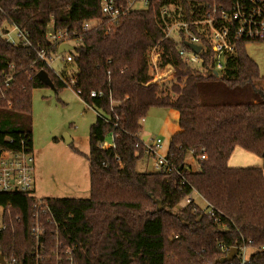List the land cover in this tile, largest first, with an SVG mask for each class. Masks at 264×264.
<instances>
[{
  "label": "trees",
  "instance_id": "trees-1",
  "mask_svg": "<svg viewBox=\"0 0 264 264\" xmlns=\"http://www.w3.org/2000/svg\"><path fill=\"white\" fill-rule=\"evenodd\" d=\"M178 1L188 20L193 0ZM99 2L0 0V33L14 24L29 40L28 46L11 45L0 34V92L4 74L12 75L6 91L11 106L0 98V146L18 148L24 140L32 149L31 90L46 86L36 76L39 70L46 71L53 90L66 87L37 57L39 49L57 53L45 36L49 24L53 30L67 29L74 43L68 51L74 66L71 88L99 112L89 125L88 151L83 154L88 197L38 200L29 193H0V206L6 210L0 251L21 264L35 263L30 229L32 206L40 202L48 205L54 223L40 217L43 258L37 264H239L236 253L230 261L219 259L224 250L248 240L253 248L264 246V90L255 86L264 78L244 50L249 40L237 41L217 72L223 85L206 84L201 80L214 74L211 50L204 42L199 68L182 60L176 43L164 37L158 13L164 0L112 23L101 14ZM90 18L100 22L83 29L82 22ZM152 48L158 71L167 65L174 69L168 89L149 84L155 73ZM91 91L101 95L90 96ZM150 107L177 112L178 129L165 151L172 165L167 171L137 168L145 158L140 120ZM110 132L117 135L113 145L100 148ZM235 147L260 157L262 164L229 166ZM187 152L197 168L186 163ZM191 192L205 205L200 207L193 197L185 202ZM209 207L212 214L205 212ZM71 247L68 258L64 249ZM249 259V264H264V249L253 250Z\"/></svg>",
  "mask_w": 264,
  "mask_h": 264
},
{
  "label": "built area",
  "instance_id": "built-area-1",
  "mask_svg": "<svg viewBox=\"0 0 264 264\" xmlns=\"http://www.w3.org/2000/svg\"><path fill=\"white\" fill-rule=\"evenodd\" d=\"M161 1L126 0L123 4H116L114 0H100L99 7L101 14L108 19V22L112 23L128 12L154 7L155 3ZM193 2L188 20L183 19L185 11L178 0H164L158 7L159 17L165 28L164 37L176 43L179 56L188 65L195 68L201 66L199 53L206 49L204 43L206 42L214 59V73L217 74L223 68L225 60L233 52L237 41L264 40V0H233L231 2L229 0H193ZM99 22V18L86 19L82 22V28L85 30L89 29ZM0 34L11 45H29L27 33L14 24ZM45 36L49 43L56 47L62 43L70 44L72 41L67 29L53 30L51 24L48 25ZM188 44L198 45L200 47L199 51L195 52ZM68 51H57L55 54L50 53L47 55L44 49H39L37 50V57L50 67L51 58L56 55L65 61H70L71 56ZM62 53L65 55L63 56ZM156 57L157 52L152 48L149 58L155 72H159L155 65ZM11 79L12 75L4 74L1 84L3 90L0 92V98L8 107L11 106L12 101L11 97L6 95V91L10 86ZM60 79L66 86L70 87L75 82L73 77H69L68 80ZM168 88V86L165 87V89ZM96 95L100 96L101 93L90 92V96ZM142 120L143 118L140 121ZM108 135H110L111 141H106L105 138L99 144L100 148H107L113 145V139L117 135L114 132H110ZM139 136L145 158L150 160L154 171H167L172 168L171 163L165 156V151H162V140L159 137L149 140L148 137L142 138L140 133ZM9 142H12V140H9ZM203 158L204 155H201L200 159ZM33 161L32 149L25 144L24 140H20L18 148L0 146V193L20 192L31 194L33 187ZM191 198L192 192L184 198V201L188 202ZM5 212V208L0 206V232L4 229ZM205 212L212 214L213 211L209 207ZM32 214L34 221L32 222L30 233L35 242V248L31 254L35 259L33 264H37V260L43 258L42 238L44 236V227L40 217H44V221L47 223H54V220L48 205L44 203L33 204ZM72 249L73 247L64 249V254L68 258H70ZM255 249H264V246L253 248L248 240L247 243L236 248L239 264H249L250 253ZM55 251L52 254L58 257L54 253ZM228 251L224 250L225 255ZM0 254L2 256V263L0 262V264H21L14 256L4 257L1 251ZM70 264L72 263L70 262Z\"/></svg>",
  "mask_w": 264,
  "mask_h": 264
},
{
  "label": "rangeland",
  "instance_id": "rangeland-1",
  "mask_svg": "<svg viewBox=\"0 0 264 264\" xmlns=\"http://www.w3.org/2000/svg\"><path fill=\"white\" fill-rule=\"evenodd\" d=\"M73 44L71 41L70 46ZM244 50L255 60L259 74L261 78H264V40H249L245 42ZM62 55L65 54L62 53ZM50 67L62 79L68 80L74 73L73 64L57 55L51 58ZM160 73V71L155 72L153 79ZM171 78L159 82L160 88L164 89L170 83ZM201 81L206 84L223 85L222 80L215 73ZM247 86L250 88L249 92L254 91L250 85ZM255 86H260L264 90V82L257 81ZM221 94L230 98L235 97L232 94ZM225 96L220 97L219 100L225 99ZM98 113L93 107L84 104L70 86L58 91L48 86L31 90L32 155L34 159L31 195L33 197L38 200L47 197H88V163L83 154L87 153L89 125ZM171 122H174V119L169 109L150 107L143 120L140 121L141 133L148 135L149 140L159 137L162 140V151H164L170 137L167 136V131L163 126L171 127L169 126ZM66 137L71 140V146L76 147L82 154L73 152L72 147L66 144ZM106 140L111 141L110 135L106 137ZM185 161L187 164L191 163L193 168L198 166L191 152L186 153ZM137 168L154 171L147 158L139 161ZM192 197L200 207L205 205L195 192Z\"/></svg>",
  "mask_w": 264,
  "mask_h": 264
},
{
  "label": "water",
  "instance_id": "water-1",
  "mask_svg": "<svg viewBox=\"0 0 264 264\" xmlns=\"http://www.w3.org/2000/svg\"><path fill=\"white\" fill-rule=\"evenodd\" d=\"M188 46L193 49L195 52H198L200 47L198 45H193V44H188ZM71 49L70 44L67 43H62L58 45L57 51L58 52H65ZM174 71L173 68L170 65H167L164 70L158 74V76L154 79H152L149 84H158L159 82H162L164 80H168L169 78L172 77ZM36 76L40 82H42L44 85L48 86L49 88H54L52 81L50 80L48 74L44 70H39L36 73ZM71 140L66 137V144H70ZM236 253V247H232L229 249V251L226 253V255L222 256L219 259L220 263L227 262L232 260L233 256ZM0 262L2 263V256L0 254Z\"/></svg>",
  "mask_w": 264,
  "mask_h": 264
},
{
  "label": "crops",
  "instance_id": "crops-1",
  "mask_svg": "<svg viewBox=\"0 0 264 264\" xmlns=\"http://www.w3.org/2000/svg\"><path fill=\"white\" fill-rule=\"evenodd\" d=\"M169 110L171 112L172 118L174 119V122H171V124L169 125L171 127H168L167 125L163 126L164 129L167 131L168 137H170L178 129L177 112L173 109H169ZM140 134H141L142 138L148 137V135H145L141 132H140ZM32 147H33V142H32ZM87 151H88V148H87ZM164 151H166V149ZM32 153H33V148H32ZM257 157L258 156L254 155L252 153H249V152L241 149L240 147H235L233 149L230 157L228 158L227 163L231 167L260 166L262 164V160L260 157L259 158H257ZM263 174H264V170H263ZM88 188H89V183H88ZM197 204L199 205V203H197Z\"/></svg>",
  "mask_w": 264,
  "mask_h": 264
}]
</instances>
